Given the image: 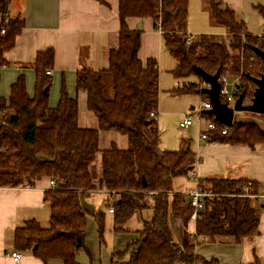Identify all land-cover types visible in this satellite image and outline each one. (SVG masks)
<instances>
[{
  "label": "trees",
  "instance_id": "obj_1",
  "mask_svg": "<svg viewBox=\"0 0 264 264\" xmlns=\"http://www.w3.org/2000/svg\"><path fill=\"white\" fill-rule=\"evenodd\" d=\"M206 2L213 23L226 32V41L214 35L186 33L188 0H118V40L107 53V67L97 71L82 68L76 73L75 90L86 93L87 111L96 118V129L79 126L77 100L69 97L64 81L57 106L49 107L51 77L46 72L54 66L52 48L35 57L32 97L23 76L11 86L8 100L0 97V188L33 187L41 179L56 183L43 195L50 210L48 228L34 220L26 222L14 232V250L30 252L45 264L51 260L81 264L76 257L85 246L88 217L94 220L99 244L104 243L105 213L90 214L81 204L89 191L108 194L113 233L126 232L122 227L135 213L152 211L151 219L137 231L138 238L112 253L110 264H219L215 258L197 255L196 248L239 245L253 237L258 213L264 214V199L260 197L264 184L214 177L197 180L208 196L194 221V234L187 232L192 208L184 195L173 193V182L188 176L196 156L190 140H181L173 152L159 147L154 120L159 99L157 62L150 58L141 63L137 56L141 30L127 25L129 18L149 19L161 32L163 47L175 61L171 74L182 82L169 92L171 96L197 94L202 102L207 101L201 92L206 84L193 71L197 67L211 76L218 72L219 80L225 77L242 85L239 93L249 103L255 90L250 79H258L264 72V62L254 53L255 48L264 52V30L260 40L220 0ZM8 8L9 0H0V29H4L0 33V68L7 65L3 54L14 47L24 27L20 17H9ZM256 8L264 19L263 7ZM200 115L216 126L207 132L206 143L250 149L261 146L264 159V131L257 124L234 120L222 134L224 125L203 111ZM101 132L125 136L128 148L120 150L113 145L100 150ZM97 154L101 173L94 181L89 169ZM170 217L182 223L180 243L171 230ZM251 264L261 263L254 258Z\"/></svg>",
  "mask_w": 264,
  "mask_h": 264
},
{
  "label": "crops",
  "instance_id": "obj_2",
  "mask_svg": "<svg viewBox=\"0 0 264 264\" xmlns=\"http://www.w3.org/2000/svg\"><path fill=\"white\" fill-rule=\"evenodd\" d=\"M249 1L251 0H220L223 5L231 8L237 14L245 13L244 9H248L252 4ZM256 6L254 5V7ZM207 9L206 0H188L186 29L188 35L218 36L216 31L208 29L210 24ZM8 15L9 17H20L24 22V27L20 35L16 37L14 47L3 54L7 65L0 68V97L8 100L10 88L19 76H23L25 79L27 94L32 97L35 83L33 69L35 57L38 52L52 48L54 50V66L52 70L47 71L50 72L49 76L51 77L48 93L49 107L55 108L57 106L61 84L64 81L69 97L77 100L78 123L81 126L80 115L88 112L87 96L86 93L75 90L76 73L82 68L97 71L107 67V53L117 46L118 40V0H9ZM138 24L141 26L139 29L141 33L137 53L138 59L142 64H145L150 58L155 59L158 66L159 110L161 95L159 68L168 55L170 62L167 70L172 76L171 72L175 68V61L164 49L161 32L154 28L151 20L127 19V25L132 30H138ZM181 84V81L173 77L172 87L166 91V94L173 97L169 92ZM193 109L191 107V110ZM158 110L154 115V117L156 116L154 120L159 130V147L163 151H177L179 143L183 139L179 141L176 149L165 147L162 144L160 128L164 123V118ZM193 125L194 123H191L190 126ZM191 150L196 156L195 165L189 170L188 176L181 178L187 181L189 177V180H192L194 184L190 183L186 190H180L183 185L177 186L180 189H176L174 183L177 178L173 182L174 194L179 193L185 196L193 187L195 188L197 180L211 177L264 184V159L261 146L250 149L246 146L209 144L204 140L197 139L195 144L191 146ZM49 181V179H41L35 182L33 187L0 188V264H45L32 256L30 252H18L20 254L18 262H13L10 254L17 252L13 248L14 232L17 228L23 227L26 222L31 220L36 221L40 226H43L41 224L46 220L49 222L50 210L47 204L43 202L44 193L50 189ZM260 194L263 200L264 193ZM97 195H103L105 202L110 199L106 192L89 191L81 201L86 211H90V205H94ZM108 209L107 214L111 215ZM138 213V229H133V231L124 229L126 231L124 233L113 234L132 236L128 242L116 247L113 253L124 250L131 241L137 239V231L142 228L143 222L149 221L152 217L150 209ZM143 213L147 214L143 216ZM170 227L177 242H182V223L170 217ZM187 232L194 234L195 222L193 220L187 223ZM84 236H86L85 232ZM114 237L116 238V236ZM84 243V249L87 250L86 237ZM98 246L101 248L100 245ZM196 254L205 259L215 258L219 264H251L254 258L263 259L264 214L261 213L258 217L257 231L253 238L247 239L243 244L202 245L196 248ZM110 257L106 259L105 264H110ZM99 264L102 263L99 262Z\"/></svg>",
  "mask_w": 264,
  "mask_h": 264
},
{
  "label": "rangeland",
  "instance_id": "obj_3",
  "mask_svg": "<svg viewBox=\"0 0 264 264\" xmlns=\"http://www.w3.org/2000/svg\"><path fill=\"white\" fill-rule=\"evenodd\" d=\"M252 3L248 9H244V14H237L240 19L246 21L247 30L254 34L259 35L263 32L264 27V19L259 14V10L254 7V5H260L264 7V0H251L249 1ZM208 8V7H207ZM264 9V8H263ZM208 10V9H207ZM209 13V10H208ZM208 22H209V30L216 31L218 37H222L225 41L226 32L223 28L215 25L210 17V14H207ZM211 26V27H210ZM168 55L164 58L160 69V104L158 112L164 118V123L162 124L160 130L162 131V144L165 147L176 149L179 141L181 139H190L191 146L195 144L198 138V134L201 130H205L207 120L202 118L200 113L204 111L200 109V103L202 99L197 94H189L185 96H176V97H169L166 94L173 84V77L168 73L167 67L169 66V59ZM106 68V67H105ZM104 68V69H105ZM191 107L194 109L191 110ZM187 115V117H186ZM156 117V116H155ZM154 117V119H155ZM185 118H190L194 125L187 128H179V121L181 122ZM234 120L242 123H254L257 124L263 131H264V118L261 117L259 114L250 113V112H239L235 113ZM199 122V123H198ZM199 124V126H198ZM80 125L82 127L96 129L97 128V121L96 118L91 115L89 112L82 113L80 115ZM115 146L120 150H125L128 148V143L125 136H122L118 133L113 132H101L99 134V148L100 150L110 148L111 146ZM90 174L94 181H97L100 177L101 173V157L100 154H97L95 161L90 166ZM194 182L187 178V181L183 178H178L175 183L174 187L176 189H180L177 187L179 185H183L180 190H186L188 186ZM194 187L191 189L193 190ZM190 190V191H191ZM93 206V208H92ZM90 205V213L96 212H104V233H103V244H99L97 238V230L96 225L92 218H87V227L85 229L86 234V246L87 250L84 248L80 249L77 254V261L81 264H105V261L111 254L113 250L123 245V243L128 242L132 239V236L125 235V236H118L113 235L115 233L112 232L113 221L112 216L107 214L108 207L111 206V201H104L103 195H97L94 205ZM93 209V210H92ZM147 213H143V216ZM261 213H258V217ZM139 213H135V215L131 218V220L123 225V229L133 231V229L139 228ZM48 219V218H47ZM47 223V224H46ZM42 228H48L49 222L46 220L41 224ZM137 228V229H138ZM96 234V237H95ZM116 236V238L114 237ZM253 238V237H252ZM101 248H99V246ZM89 250V251H88ZM250 253V252H249ZM99 260V261H98ZM261 264H264V258H259ZM48 264H61L59 260H51Z\"/></svg>",
  "mask_w": 264,
  "mask_h": 264
},
{
  "label": "water",
  "instance_id": "obj_4",
  "mask_svg": "<svg viewBox=\"0 0 264 264\" xmlns=\"http://www.w3.org/2000/svg\"><path fill=\"white\" fill-rule=\"evenodd\" d=\"M137 29H141L140 24H138ZM254 53L264 62V52L255 48ZM193 71L206 84V87L202 88L201 92L207 96V101L209 102L211 108L209 110H204L203 113L213 116L215 121L229 128L234 121L235 113L250 112L259 115L264 114V72L260 78L250 79L255 84V90L249 103L245 102L243 93H239L242 85L236 84L233 92L236 99L233 105L229 106L226 103L221 102L220 99V82L218 72L211 76L197 67H193ZM33 249H36V246Z\"/></svg>",
  "mask_w": 264,
  "mask_h": 264
},
{
  "label": "built area",
  "instance_id": "obj_5",
  "mask_svg": "<svg viewBox=\"0 0 264 264\" xmlns=\"http://www.w3.org/2000/svg\"><path fill=\"white\" fill-rule=\"evenodd\" d=\"M5 23H7V20H5ZM263 30H264V28H263ZM0 33L1 34L4 33L3 28L0 29ZM258 37L261 40V36H258ZM46 74L49 75L50 72H46ZM219 82H220V92H219L220 97L225 99V103L227 105H229V106L233 105V103L235 101V98L233 96L235 83L228 81L227 78H225V77H222L221 80H219ZM210 108H211V106H210L208 101L200 103V109L209 110ZM191 123H192V121L190 118H185L179 124V128H181V129L187 128L191 125ZM215 129H216L215 124L213 122L207 121L205 130H201L199 132L198 138L200 140H205L206 136H207L206 135L207 132L215 130ZM225 132H226V127L224 130H222V134H224ZM191 179H192V177H191ZM49 184H50V188L56 187V183L54 180L49 181ZM243 190H244V193L247 194V187H245ZM207 196H208V194L204 193L200 189V187L198 186L197 181H196L195 188L193 190H191L188 194L185 195L188 204L192 208L190 220L195 221L197 219L199 213L204 210V207H205L204 206V200ZM108 212L112 214L113 208L109 207ZM10 257H11L13 262H18L20 259V254L18 252H11Z\"/></svg>",
  "mask_w": 264,
  "mask_h": 264
}]
</instances>
